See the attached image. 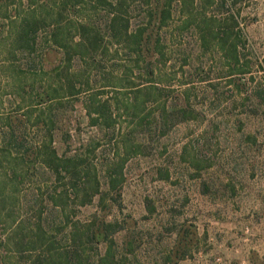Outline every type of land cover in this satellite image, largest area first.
Returning a JSON list of instances; mask_svg holds the SVG:
<instances>
[{"label": "rangeland", "instance_id": "rangeland-1", "mask_svg": "<svg viewBox=\"0 0 264 264\" xmlns=\"http://www.w3.org/2000/svg\"><path fill=\"white\" fill-rule=\"evenodd\" d=\"M166 1L133 0L132 28L147 20L149 5ZM202 2L193 0L185 9L179 0L170 1V18L159 31L167 60L154 64L161 97L145 89L135 99L131 90L106 88L103 99L116 100L123 110H113V129L89 124L82 106L87 94L66 97L60 107L52 102L56 109L51 113L49 103H36L35 91L46 90L55 80V51L44 63L49 74L35 79L31 93L22 92L19 87L35 77L27 72L28 81H22L23 74L13 66L25 68V60L20 56L11 64L7 40L0 36V149L10 133L30 147L51 131L58 154L83 153L95 165L99 191L89 203L75 206L73 219L81 225L103 219L118 228L109 237L115 264H264V0H238L228 12L215 5L216 20L237 13L233 30L240 33L231 39L238 63L232 69L215 41L210 39L204 49L197 27L181 29L187 16L198 24L212 16ZM2 15L0 11L4 35ZM128 67L130 81L149 85L131 60ZM113 71L118 77L123 73L121 67ZM91 79L97 80L95 91L99 76ZM126 101L140 106L124 109ZM181 108L190 118L181 120L180 112L175 113ZM49 115L56 121L50 131ZM0 163L3 174L10 164ZM111 176L119 177L114 189ZM53 184L49 173L36 165L24 175L18 192L28 199L47 194ZM2 235L0 226V241ZM108 245L98 244L95 259Z\"/></svg>", "mask_w": 264, "mask_h": 264}, {"label": "trees", "instance_id": "trees-1", "mask_svg": "<svg viewBox=\"0 0 264 264\" xmlns=\"http://www.w3.org/2000/svg\"><path fill=\"white\" fill-rule=\"evenodd\" d=\"M132 1L27 0L24 5L23 0H7V4L0 3L2 22L7 28L5 34L0 36L7 40L9 61L14 64L15 60L23 56L25 68L13 66L17 68V73L23 74L18 76L22 77V81H28L25 76L27 72L35 77L32 83L18 87L22 92L31 93L35 79L49 74L44 71V63L48 62L50 53L55 51L59 57L52 68L56 76L52 80L56 83H48L46 90L35 91L36 103H49V111L55 102L60 107L62 99L84 93L87 95L82 106L89 124L110 129L114 126L113 110L118 111L120 108L116 106V100L111 101L108 97L103 99L106 88L120 92L131 90L135 99L136 94L145 89L156 91V98L161 97V89L154 80V64L167 60L159 31L170 18L171 0L166 1V4L149 5L147 20L136 24L134 28L129 14ZM143 1L148 4L153 0ZM237 1L203 0L201 7L209 10L212 16L203 17L200 24L195 23L193 16H187L181 27H197L204 49L209 48L210 39L215 41L231 69L238 63L237 47L231 39L240 33L238 29L233 30L238 25L237 13H228L222 21L216 20L213 14L215 5L227 8L228 12L229 7ZM179 2L186 9L193 0ZM12 40H16L14 45ZM156 56L163 59L157 60ZM130 60L139 68V72L145 74L149 83L147 87L130 81L131 73H126V70L132 71L131 67L127 68ZM140 62L143 65L139 66ZM74 65H77V69ZM115 66L123 70L120 77L114 75ZM93 74L99 76V87L95 91L92 86L97 80L91 79ZM131 106L136 110L140 103L130 105L126 101L123 108ZM54 109L56 107L52 111ZM174 112H171L173 118ZM177 112H180L181 120L190 118L186 108ZM56 113L54 111L53 116L56 117ZM16 120L22 123L21 119ZM49 120L48 131L55 128L56 124L51 115ZM13 123L11 119L8 120L9 126ZM43 138L44 141L40 140L28 147L14 133H10L5 140L6 145L0 149V160L10 164L9 169H4L3 174H0V226L3 231L0 264H115L111 251L113 240H109V237L118 228L103 219L94 218L86 225L73 219L75 206L89 203L98 194L99 181L95 165L89 163L83 153L67 156L58 154L51 131ZM91 148L92 151L95 149ZM19 163L22 167H16ZM36 165L49 173L54 184L50 192L46 191L47 194L35 193L24 199L18 192V185L23 182L24 175L29 173V168ZM118 180L119 177L111 176L109 186L116 188ZM102 241L109 242V245L104 255L95 259L97 246Z\"/></svg>", "mask_w": 264, "mask_h": 264}]
</instances>
